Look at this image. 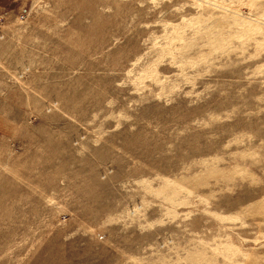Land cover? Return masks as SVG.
<instances>
[{"label":"rangeland","instance_id":"374dc122","mask_svg":"<svg viewBox=\"0 0 264 264\" xmlns=\"http://www.w3.org/2000/svg\"><path fill=\"white\" fill-rule=\"evenodd\" d=\"M0 264H264V0H0Z\"/></svg>","mask_w":264,"mask_h":264}]
</instances>
